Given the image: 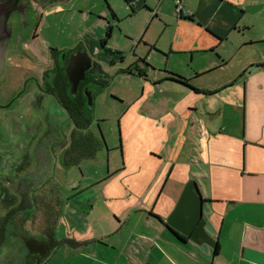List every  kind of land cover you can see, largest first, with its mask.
Masks as SVG:
<instances>
[{
    "label": "crops",
    "instance_id": "crops-1",
    "mask_svg": "<svg viewBox=\"0 0 264 264\" xmlns=\"http://www.w3.org/2000/svg\"><path fill=\"white\" fill-rule=\"evenodd\" d=\"M175 1H125L150 31L127 160L65 208L43 264H264V0Z\"/></svg>",
    "mask_w": 264,
    "mask_h": 264
},
{
    "label": "flooded vegetation",
    "instance_id": "flooded-vegetation-1",
    "mask_svg": "<svg viewBox=\"0 0 264 264\" xmlns=\"http://www.w3.org/2000/svg\"><path fill=\"white\" fill-rule=\"evenodd\" d=\"M0 1L14 5L6 22L10 37L0 68V263L2 254H6V249L10 248L23 252L22 264H43L52 247L63 240L55 238L53 226L60 223L63 210L78 195L77 188H69L71 196H62L67 189L62 191L59 188L53 179L52 170L56 168V163L67 167L96 157V153L89 158L82 157L72 150L74 124L71 114H75L83 123L84 128L80 131L82 139L88 138L90 132L93 138L91 144L101 148L97 131L91 129L94 117L89 111L93 100L86 85L98 81L104 86L106 81L99 57L104 52L111 57L115 51H107L108 39L105 47L101 46L106 30L100 40V56L90 55L84 42L79 40L63 50L45 47L42 50L45 55L43 59L39 57V51L33 50L31 46L39 39L37 32L42 21L40 10L57 0ZM108 9L115 19L114 12L109 6ZM78 52L88 54L91 66L72 93L66 68L70 57ZM114 57L109 59L112 64ZM37 58H40V62ZM115 58L120 61L121 57ZM19 63L26 67L28 74L21 78V85L17 83L15 87H5L3 73ZM39 66L40 70L36 71ZM127 69L130 75L143 76L135 66L134 69L128 66L121 72ZM49 96L54 98L60 112L53 117L48 116V113L47 116H41L48 112L44 100ZM88 120L91 122L89 128ZM93 187L92 184L90 189ZM58 207H61L60 213H57ZM41 213L46 215L45 228L50 225L49 230L39 231ZM52 223L54 225L51 227ZM25 239H33L37 244L48 242L49 248L40 255L39 244H35L29 252Z\"/></svg>",
    "mask_w": 264,
    "mask_h": 264
},
{
    "label": "rangeland",
    "instance_id": "rangeland-1",
    "mask_svg": "<svg viewBox=\"0 0 264 264\" xmlns=\"http://www.w3.org/2000/svg\"><path fill=\"white\" fill-rule=\"evenodd\" d=\"M132 4H134L133 10L128 7L124 0H57L51 5H44L40 10L42 21L37 32L39 39L31 46L33 50L39 51V57L45 59L43 51L48 46L56 50L70 48L79 40H83L85 33L94 38L99 39L100 37L102 39L110 27L111 37L108 39L106 47L112 51L121 52L124 58L120 62L115 58L116 55H111V57L115 56L112 64L109 62L111 57L104 52L99 57L104 75L103 79L106 81L104 86L102 82L98 83V81L86 85L93 100L89 111L94 117L91 129L97 131L101 144V148L96 152V157L78 161L75 165H68L67 167H61L59 163H56V168L52 170L53 179L59 188L61 187L62 191L67 189L62 196H71L72 192L69 188L78 189V195L71 199L66 206L68 208L70 206L77 207L80 204L85 206L91 204L96 199V196L90 192L92 189L89 190L92 184L94 190L96 182L100 178L114 172L115 168L122 164L123 158L127 160V146L131 141L127 136L125 122L129 121V117L132 115L131 113L135 112V109L127 110L130 103L142 95L143 81L137 75H127L120 70L135 60L134 54L136 56L144 55L146 50L144 41L150 39L149 31L143 40H139L145 34V20L148 23L149 14L144 12L146 11L144 8H138V4ZM108 6L118 17V20L113 18ZM86 38L89 37L86 35ZM97 45L100 46V40H98ZM37 61L40 62V58H37ZM140 67L143 71H147L145 64L140 65ZM159 67L164 66L161 64ZM130 68L134 69L133 64L130 65ZM39 70L40 66L36 67V71ZM26 74H28V70L20 63L18 66L11 67L3 73L5 77L4 86L12 88L17 83L21 85V78ZM195 83L197 84V82ZM162 95H165L164 87L157 97ZM53 99L51 96L45 98V110L47 109L48 112L43 111L41 116H47L48 113V116L53 117L54 114L60 112ZM145 107L143 108L145 109ZM153 107L152 111H154ZM122 115L125 117L123 118ZM65 121L69 124L68 120ZM185 135L189 138L190 132L187 131ZM122 146L125 147L124 153ZM60 208H56L57 213H60ZM112 216L113 214L111 219L115 222ZM45 225L46 215L41 213L39 231L49 230L50 225L47 228ZM53 225L54 223L51 224V227ZM53 229L56 239L59 240L65 236L64 227H60L59 224L53 226ZM17 250L6 249V254L3 253L1 256L2 263L0 264H22L23 252ZM61 251L50 264H63L65 254Z\"/></svg>",
    "mask_w": 264,
    "mask_h": 264
},
{
    "label": "water",
    "instance_id": "water-1",
    "mask_svg": "<svg viewBox=\"0 0 264 264\" xmlns=\"http://www.w3.org/2000/svg\"><path fill=\"white\" fill-rule=\"evenodd\" d=\"M14 10L13 3L0 1V68L5 53L6 43L10 37V29L7 27L8 15ZM91 66V59L85 52H78L72 55L66 68V74L71 82V92L74 93L78 81L83 79L84 72ZM26 247L30 250L39 244L40 255L46 253L49 248L48 242L36 243L33 239H25ZM36 244V245H35Z\"/></svg>",
    "mask_w": 264,
    "mask_h": 264
},
{
    "label": "trees",
    "instance_id": "trees-1",
    "mask_svg": "<svg viewBox=\"0 0 264 264\" xmlns=\"http://www.w3.org/2000/svg\"><path fill=\"white\" fill-rule=\"evenodd\" d=\"M127 1V0H125ZM185 18H189V17H185ZM110 31H111V28H108L107 29V32H106V35H105V39H103L101 41V46H103V48L105 47L106 45V41L107 39L110 38ZM108 52H111V50H107ZM120 53L118 52H115V55H119ZM121 59V58H120ZM123 73H126V74H129L131 73L128 69L127 70H123L122 71ZM68 108V107H67ZM69 109V108H68ZM72 113V112H71ZM71 118L73 120V124H74V127H73V143H72V150L79 154L80 156L82 157H86V158H89V157H92L95 155V153L97 152V150L99 149V145L98 146H94L91 144L92 142V139H91V133L89 132L88 133V138L86 139H82V136H81V130H83L84 126H83V123H81L82 121L79 119V117H77L75 114H71ZM90 120V118H89ZM87 121V128H89L90 126V121ZM172 233L180 240V241H183V239L178 235L176 234L175 232L172 231Z\"/></svg>",
    "mask_w": 264,
    "mask_h": 264
},
{
    "label": "built area",
    "instance_id": "built-area-1",
    "mask_svg": "<svg viewBox=\"0 0 264 264\" xmlns=\"http://www.w3.org/2000/svg\"><path fill=\"white\" fill-rule=\"evenodd\" d=\"M180 11H181L180 1L176 0V12L180 14Z\"/></svg>",
    "mask_w": 264,
    "mask_h": 264
}]
</instances>
